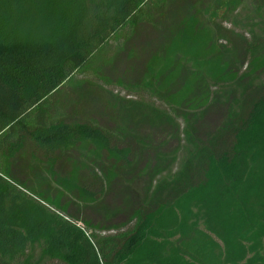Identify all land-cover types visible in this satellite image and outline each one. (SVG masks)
Here are the masks:
<instances>
[{
	"label": "trees",
	"instance_id": "1",
	"mask_svg": "<svg viewBox=\"0 0 264 264\" xmlns=\"http://www.w3.org/2000/svg\"><path fill=\"white\" fill-rule=\"evenodd\" d=\"M244 1L0 0V264H264V35L227 26ZM175 117L192 149L159 178Z\"/></svg>",
	"mask_w": 264,
	"mask_h": 264
},
{
	"label": "rangeland",
	"instance_id": "2",
	"mask_svg": "<svg viewBox=\"0 0 264 264\" xmlns=\"http://www.w3.org/2000/svg\"><path fill=\"white\" fill-rule=\"evenodd\" d=\"M229 20L227 21V26H229L231 29L235 30L236 32L240 34H247L248 39L252 38L253 36H261L264 35V8L261 11H257L253 5L251 0H245L244 3L238 8L237 11H235L232 15L229 16ZM221 23L222 21L219 20ZM123 43V40L121 39H115L112 38L105 46L104 49L106 52L113 53L117 50L119 46H121ZM241 71H244L242 68ZM88 73H73L71 76L72 81H77L79 78H85ZM88 79V78H87ZM255 84H264V72L260 73L254 78ZM210 83V92L212 94H222L224 92H227L230 90L233 85L232 84H226V85H212ZM108 90L111 91V89L114 92H118L121 96H127L124 91H121L117 88L113 89L111 87H107ZM136 100V98H134ZM137 100L143 101L144 103L154 106L158 110L169 112L166 105L162 103L160 99H158L156 96H150L147 93H142L140 96H137ZM179 125L180 130V138L181 143L178 151L175 155V160L171 164V166L168 168L167 171L162 172L159 175V178H165L170 179L174 175H176L183 167L184 162L186 158L188 157V152L192 149V146L185 140L184 134H183V119L180 117H175L174 120ZM113 232H96L97 237H104L109 236ZM39 250H35L34 259L38 258ZM41 264H58L54 261H43Z\"/></svg>",
	"mask_w": 264,
	"mask_h": 264
}]
</instances>
